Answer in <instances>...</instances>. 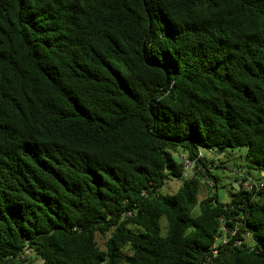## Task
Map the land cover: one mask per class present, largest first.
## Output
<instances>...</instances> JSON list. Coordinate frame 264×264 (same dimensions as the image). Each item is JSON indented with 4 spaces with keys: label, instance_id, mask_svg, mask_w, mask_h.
<instances>
[{
    "label": "trees",
    "instance_id": "16d2710c",
    "mask_svg": "<svg viewBox=\"0 0 264 264\" xmlns=\"http://www.w3.org/2000/svg\"><path fill=\"white\" fill-rule=\"evenodd\" d=\"M260 173L264 0H0V264H264Z\"/></svg>",
    "mask_w": 264,
    "mask_h": 264
},
{
    "label": "rangeland",
    "instance_id": "374dc122",
    "mask_svg": "<svg viewBox=\"0 0 264 264\" xmlns=\"http://www.w3.org/2000/svg\"><path fill=\"white\" fill-rule=\"evenodd\" d=\"M202 152L204 154L208 153V151H206L205 149H203ZM213 160H214V164L221 165L220 167H216L213 164V166L211 167V174L218 178V182H217L218 199L221 202H225V201L227 202L229 192L231 191V184L233 183V178L235 177V167L236 165L244 164V160L237 157V152L235 150L234 151L232 150L230 152V156L214 155ZM220 162H222V164ZM261 180L264 182V178ZM181 184H182L181 180L177 178H170L165 182L161 191L166 194H173L177 191V189ZM203 185L204 184L202 182V186ZM207 194H208L207 187L203 186L201 187L198 193V198L201 199L205 197ZM196 212H197V207L194 209V213ZM160 224H161V234L164 235L166 233V221L164 218H161ZM108 235L109 234L102 236L98 234L96 236L97 242L101 247H103L104 241L106 240ZM26 258H29L32 264H40V260L35 258L33 254H29V256H26Z\"/></svg>",
    "mask_w": 264,
    "mask_h": 264
},
{
    "label": "built area",
    "instance_id": "2783aa9c",
    "mask_svg": "<svg viewBox=\"0 0 264 264\" xmlns=\"http://www.w3.org/2000/svg\"><path fill=\"white\" fill-rule=\"evenodd\" d=\"M200 156V153L199 155ZM182 164H183V176L185 178H191L192 177V174H193V170H194V166H195V162L197 160V158H189L187 154H181L179 156ZM239 182H242V181H239ZM239 182L238 185H239ZM210 186H211V182H209ZM241 185L244 187V188H247V189H251L253 185L256 186V188H262L263 185L262 184H254V183H251L249 179L243 181L241 183ZM127 215H130V213H127ZM226 230L223 228V233L218 236V238L216 239L215 243L212 245L211 249H212V253L215 254L216 253V248L219 244H225L228 240V237H227V234H226ZM235 233V231H232L231 232V235H233ZM207 261H208V258H207ZM206 264V263H204Z\"/></svg>",
    "mask_w": 264,
    "mask_h": 264
},
{
    "label": "water",
    "instance_id": "95a60500",
    "mask_svg": "<svg viewBox=\"0 0 264 264\" xmlns=\"http://www.w3.org/2000/svg\"><path fill=\"white\" fill-rule=\"evenodd\" d=\"M222 153L227 154V153H228V150L215 149L213 152H212V151L208 152V153H207V156L211 158V157H213V155L219 156V155H221ZM260 174L263 175L264 173H260ZM260 174H257V177H258ZM234 186H235L236 189L239 188L238 183L234 184Z\"/></svg>",
    "mask_w": 264,
    "mask_h": 264
},
{
    "label": "crops",
    "instance_id": "0c3cea01",
    "mask_svg": "<svg viewBox=\"0 0 264 264\" xmlns=\"http://www.w3.org/2000/svg\"><path fill=\"white\" fill-rule=\"evenodd\" d=\"M233 183L236 184L235 181H234V179H233ZM225 202H226V201H225Z\"/></svg>",
    "mask_w": 264,
    "mask_h": 264
}]
</instances>
